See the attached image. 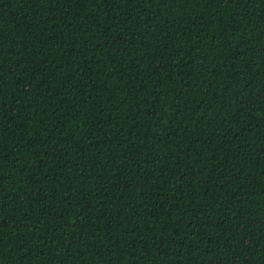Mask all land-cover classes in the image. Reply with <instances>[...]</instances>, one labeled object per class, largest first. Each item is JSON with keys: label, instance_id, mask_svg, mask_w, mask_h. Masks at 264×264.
I'll use <instances>...</instances> for the list:
<instances>
[{"label": "trees", "instance_id": "16d2710c", "mask_svg": "<svg viewBox=\"0 0 264 264\" xmlns=\"http://www.w3.org/2000/svg\"><path fill=\"white\" fill-rule=\"evenodd\" d=\"M0 264H264V0H0Z\"/></svg>", "mask_w": 264, "mask_h": 264}]
</instances>
